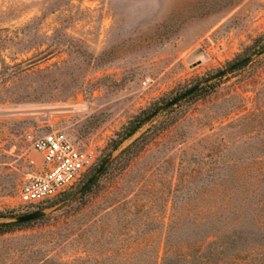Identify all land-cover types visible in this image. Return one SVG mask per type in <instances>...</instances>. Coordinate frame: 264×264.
<instances>
[{
  "label": "rangeland",
  "instance_id": "374dc122",
  "mask_svg": "<svg viewBox=\"0 0 264 264\" xmlns=\"http://www.w3.org/2000/svg\"><path fill=\"white\" fill-rule=\"evenodd\" d=\"M263 49L264 0H0V224L45 213L0 235V264H264ZM52 131L95 161L31 210L24 135Z\"/></svg>",
  "mask_w": 264,
  "mask_h": 264
},
{
  "label": "built area",
  "instance_id": "2783aa9c",
  "mask_svg": "<svg viewBox=\"0 0 264 264\" xmlns=\"http://www.w3.org/2000/svg\"><path fill=\"white\" fill-rule=\"evenodd\" d=\"M24 140L41 156L40 171L31 176L19 189L21 205L36 209L82 181L94 164L91 151L79 149L61 131L39 135L28 132ZM29 165H34L32 160Z\"/></svg>",
  "mask_w": 264,
  "mask_h": 264
},
{
  "label": "trees",
  "instance_id": "16d2710c",
  "mask_svg": "<svg viewBox=\"0 0 264 264\" xmlns=\"http://www.w3.org/2000/svg\"><path fill=\"white\" fill-rule=\"evenodd\" d=\"M148 120H149V116L146 115L145 112H142L141 114L136 116L132 121H130L128 123L127 126L124 127L121 137L112 141V143H111L112 148L111 149L116 150L122 144V142L124 140L131 137ZM96 181H97V179L95 180V182ZM92 185L89 186L83 192V194L88 192L91 189ZM52 205H53V203L50 204V206H52ZM21 226H23V225L0 224V235L3 233L9 232L13 228H18ZM207 240H208V237L205 238V240L203 242H206ZM164 255L165 256L162 259L161 264H202V263H200L201 262L200 256L196 257V259H195L193 256H191V254H189L186 251H177V250L166 249Z\"/></svg>",
  "mask_w": 264,
  "mask_h": 264
},
{
  "label": "water",
  "instance_id": "95a60500",
  "mask_svg": "<svg viewBox=\"0 0 264 264\" xmlns=\"http://www.w3.org/2000/svg\"><path fill=\"white\" fill-rule=\"evenodd\" d=\"M262 53H264V49H263ZM248 60H249V58L245 59L243 61H240L237 64L232 65L231 67H229L226 70V72L232 71V70L236 69L237 67L244 65L245 63H247ZM224 73L225 72H221V73L215 75L213 78H218V77L222 76ZM198 88H199V85L192 87L191 89H189L188 91H186L182 95L176 97L175 99H173L172 101H170L169 103H167L166 105L161 107L160 109L156 110L151 115V117L157 115L159 111L165 110V109L171 107L172 105L176 104L177 102H180L181 100L191 96L193 93H195L198 90ZM109 161H110V159L106 158L101 163V165L93 172V174L89 177V179L78 189V191L75 194L72 195L71 200L76 198L81 193H83L89 186H91L95 182V180L103 172L104 168L107 166ZM44 216H45V213L43 211H35V212L29 213L26 215L19 216V217L15 218L12 222L7 223V224L24 225V224H28L30 222L42 219Z\"/></svg>",
  "mask_w": 264,
  "mask_h": 264
}]
</instances>
